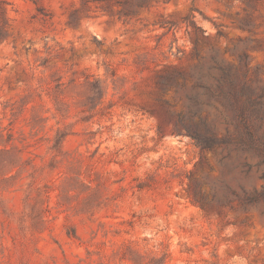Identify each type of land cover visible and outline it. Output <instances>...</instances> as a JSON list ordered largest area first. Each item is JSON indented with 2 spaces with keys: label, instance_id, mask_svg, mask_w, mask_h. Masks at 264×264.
<instances>
[{
  "label": "rangeland",
  "instance_id": "1",
  "mask_svg": "<svg viewBox=\"0 0 264 264\" xmlns=\"http://www.w3.org/2000/svg\"><path fill=\"white\" fill-rule=\"evenodd\" d=\"M213 57L264 95V0H0V264H264V165L179 121Z\"/></svg>",
  "mask_w": 264,
  "mask_h": 264
},
{
  "label": "trees",
  "instance_id": "2",
  "mask_svg": "<svg viewBox=\"0 0 264 264\" xmlns=\"http://www.w3.org/2000/svg\"><path fill=\"white\" fill-rule=\"evenodd\" d=\"M212 60L207 73L199 72L195 76L192 92L187 95L188 114L179 117L183 133L203 150L225 149L223 160L230 159L234 149L253 152L259 158L257 166L260 167L264 165V95H258L237 68L217 57ZM173 80L169 77L162 85ZM206 108L215 110L216 114L204 116ZM63 138L59 132L57 140L62 142ZM241 167L251 166L245 162ZM243 194L247 200L259 195L257 192L249 195L245 190Z\"/></svg>",
  "mask_w": 264,
  "mask_h": 264
}]
</instances>
